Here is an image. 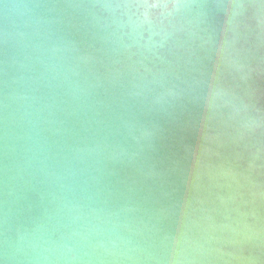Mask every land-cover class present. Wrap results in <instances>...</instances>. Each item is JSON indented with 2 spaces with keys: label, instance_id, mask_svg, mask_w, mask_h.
Here are the masks:
<instances>
[{
  "label": "water",
  "instance_id": "water-1",
  "mask_svg": "<svg viewBox=\"0 0 264 264\" xmlns=\"http://www.w3.org/2000/svg\"><path fill=\"white\" fill-rule=\"evenodd\" d=\"M132 2L0 0V264H264V0Z\"/></svg>",
  "mask_w": 264,
  "mask_h": 264
},
{
  "label": "clouds",
  "instance_id": "clouds-1",
  "mask_svg": "<svg viewBox=\"0 0 264 264\" xmlns=\"http://www.w3.org/2000/svg\"><path fill=\"white\" fill-rule=\"evenodd\" d=\"M101 7L106 9H137L144 14V18L147 21V12L149 10H161V9H202V7L197 3H176L169 2V0H154V2H148V0H135L132 3H122V4H105ZM242 7V5L240 6Z\"/></svg>",
  "mask_w": 264,
  "mask_h": 264
},
{
  "label": "snow or ice",
  "instance_id": "snow-or-ice-1",
  "mask_svg": "<svg viewBox=\"0 0 264 264\" xmlns=\"http://www.w3.org/2000/svg\"><path fill=\"white\" fill-rule=\"evenodd\" d=\"M148 2H154V0H148Z\"/></svg>",
  "mask_w": 264,
  "mask_h": 264
}]
</instances>
